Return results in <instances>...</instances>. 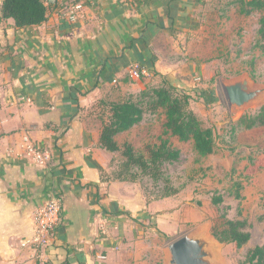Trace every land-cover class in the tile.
Wrapping results in <instances>:
<instances>
[{
  "label": "crops",
  "instance_id": "crops-1",
  "mask_svg": "<svg viewBox=\"0 0 264 264\" xmlns=\"http://www.w3.org/2000/svg\"><path fill=\"white\" fill-rule=\"evenodd\" d=\"M3 1L0 264H159L155 231L177 228L158 219L164 200L103 181L116 153L100 147L99 103L137 95L160 77L178 87L190 79L197 66L182 57L180 40L210 30L214 0H91L76 24L53 8L44 24L24 29L2 17ZM136 64L146 72L141 81L129 76ZM26 135L51 152L47 165L23 155ZM53 197L62 220L52 245L23 247L36 210Z\"/></svg>",
  "mask_w": 264,
  "mask_h": 264
},
{
  "label": "rangeland",
  "instance_id": "rangeland-1",
  "mask_svg": "<svg viewBox=\"0 0 264 264\" xmlns=\"http://www.w3.org/2000/svg\"><path fill=\"white\" fill-rule=\"evenodd\" d=\"M229 2L214 0L216 13L208 26L210 30L195 33V37H190L185 44L180 40L182 57L197 69L181 87L176 86L191 96V109L206 127L213 129L215 153L203 157L191 142L183 143L164 134L162 113L146 114L142 124L119 137L121 147L131 143L144 154L147 145H159L162 137L181 153L179 161L164 164L160 181L142 176L135 183L148 201L167 202V210L158 213V219L177 228L166 234L164 230L168 226L162 225L155 231L161 239L159 264L165 262L166 246L183 234L202 231L214 238L212 228L224 206L231 207L230 219L240 218L239 210L242 211L243 218L251 226L252 238L242 249L218 242L219 264H244L248 250L264 244V127L248 129L240 123L243 118L255 117L264 102L234 110L230 108L223 89V83L243 76H248L256 86L264 87V51L259 45L263 13L245 16L240 13V6L229 5ZM207 36L213 42L207 43ZM163 80L160 77L157 84L149 86L157 87ZM100 115L106 119L108 109L100 110L99 119ZM124 160L121 152L116 153L109 169L105 170L106 176L117 173ZM252 160H256L255 165H251ZM136 172L140 173L139 170ZM238 183L242 186L241 200L235 197ZM168 186L178 193L163 198ZM214 196H222L224 205L215 206L212 202Z\"/></svg>",
  "mask_w": 264,
  "mask_h": 264
},
{
  "label": "trees",
  "instance_id": "trees-1",
  "mask_svg": "<svg viewBox=\"0 0 264 264\" xmlns=\"http://www.w3.org/2000/svg\"><path fill=\"white\" fill-rule=\"evenodd\" d=\"M228 4L240 6V13L245 16H251L255 12L263 13L260 19L259 45L264 51V0H230ZM50 12L45 0H4L1 9L2 17L5 20L12 19L18 29L41 26L48 20ZM99 105L107 108L109 113L106 119L100 115V147L111 153L121 152L125 159L120 170L112 177L106 176V171H103V181L135 184L140 177L146 176L157 182L163 177L165 163L180 160V151L174 149L170 141L162 137L159 145L145 147L146 154L138 152L131 143L121 147L119 137L142 124L148 113H162L164 134H170L183 143L191 142L199 155L206 157L215 153V133L212 128L206 127L191 109V96L166 80L157 87L146 85L139 94L127 96L119 102L100 101ZM240 123L248 129L264 127V107L255 117L243 118ZM255 164L256 160H252L251 165ZM241 191V184H236L235 197L238 200L243 198ZM177 193V190L168 186L163 198ZM212 202L215 206L224 205L222 196H214ZM230 210L231 207L224 206L215 221L212 234L219 243L234 244L238 249H242L251 241V226L240 210V218L230 219ZM244 264H264V244L249 249Z\"/></svg>",
  "mask_w": 264,
  "mask_h": 264
},
{
  "label": "built area",
  "instance_id": "built-area-1",
  "mask_svg": "<svg viewBox=\"0 0 264 264\" xmlns=\"http://www.w3.org/2000/svg\"><path fill=\"white\" fill-rule=\"evenodd\" d=\"M91 0H45L46 5L50 10L53 8H59L66 21L76 24L83 18V11L86 4H89ZM61 3H65L60 7ZM146 72L139 65L132 66L129 71V76L133 80H141ZM26 102H30L27 99ZM23 155L27 157L32 163L36 165H47L51 160V152L36 145L31 138L26 135L22 144ZM62 203L57 197H53L39 207L35 212V221L33 229V237L31 240L24 241L23 247H32L37 253L46 250L52 245V239L56 229L61 223ZM102 234L107 233L106 226L101 228ZM105 257H102L104 259Z\"/></svg>",
  "mask_w": 264,
  "mask_h": 264
},
{
  "label": "water",
  "instance_id": "water-1",
  "mask_svg": "<svg viewBox=\"0 0 264 264\" xmlns=\"http://www.w3.org/2000/svg\"><path fill=\"white\" fill-rule=\"evenodd\" d=\"M223 89L234 110L264 102V87L256 86L248 76L223 83ZM219 251L215 238L202 231H191L166 246L165 264H219Z\"/></svg>",
  "mask_w": 264,
  "mask_h": 264
}]
</instances>
